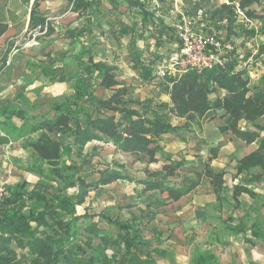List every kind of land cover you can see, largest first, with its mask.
Listing matches in <instances>:
<instances>
[{"label": "trees", "instance_id": "trees-1", "mask_svg": "<svg viewBox=\"0 0 264 264\" xmlns=\"http://www.w3.org/2000/svg\"><path fill=\"white\" fill-rule=\"evenodd\" d=\"M65 1L78 16L85 15L88 20L83 30L68 32L72 44L80 47L73 58L75 71L57 80L69 83L63 100L53 101L51 117L47 113L30 115L22 101L0 107V145L23 138L33 158L24 169L38 177L35 183L22 179L12 186L6 185L7 194L0 204V264H15L20 253L29 259V264H157L156 249L147 238L152 234L156 242L163 233L150 225L155 216L150 208L162 204L154 195L166 193L176 201L191 192L205 176L221 200L218 195L223 190V172L213 171L207 162L199 159L197 166L184 167V161H174L163 164L160 170L145 167L138 175L131 176L126 172L127 163L107 162L94 154L97 147L88 153L84 152L85 146L93 140L111 144L115 152L148 165L157 162L162 135L176 133L181 128L187 130L193 125L198 127L215 110L222 109L231 118L229 129L233 135L246 143L257 142L255 151L238 161L237 173L259 167L264 176V135L261 136L264 123L259 122L264 115V73L257 82H251L249 74L255 69L243 63L245 55L240 56L233 47L223 57L222 65L200 73L186 70L176 76H158L156 80L153 61H143L137 56L132 68L137 71L138 80L145 85L152 83L157 90L155 96L140 99L131 94L123 80L116 79L114 65L95 61L90 53L83 59L85 47L79 38L84 33L97 37L95 30L104 23L98 18L101 0ZM124 1L128 8L140 11L141 28L137 32L134 24L115 27L113 22H105L115 41L119 43L120 36L131 35L139 39L151 37L161 48L169 42L179 45L175 29L160 19L156 23L154 12L144 7V0ZM157 1L159 5H169L174 0ZM181 1L195 13L199 10L200 0ZM254 3L260 2L228 0L212 11L210 19L225 20L234 26L238 7L247 19L259 20L260 26L246 31L247 34L264 36V8L258 15L250 8ZM36 7L35 1L29 28L38 27L41 32L46 27V34L50 35L53 29L36 12ZM6 29L7 24L0 17V36ZM263 51L264 46L259 48V53ZM98 89L103 92L101 95ZM107 90L111 93L106 94ZM219 90L224 94L211 99L210 95ZM160 95L167 96L168 101L161 100ZM32 107L36 110L38 106L32 104ZM172 117L183 119L184 123L172 125ZM12 118L21 120V125L16 126ZM241 123L248 126L240 129ZM171 179L178 182L170 184ZM117 180L141 185L137 194L139 202L118 206L137 207L127 220L84 206L90 191ZM241 189L245 190L235 187L233 195ZM77 206H84L83 214H77ZM93 219L104 221L107 228L98 226ZM212 262L215 263V258L207 252L191 260V264Z\"/></svg>", "mask_w": 264, "mask_h": 264}, {"label": "crops", "instance_id": "crops-1", "mask_svg": "<svg viewBox=\"0 0 264 264\" xmlns=\"http://www.w3.org/2000/svg\"><path fill=\"white\" fill-rule=\"evenodd\" d=\"M35 1L37 2V7L35 10L39 13L38 8L41 0H0V17L7 24L6 31L0 36V47L4 45L9 37H11L10 35L15 31V27L18 22H21V30H23L24 27L29 28L30 12ZM65 2L67 3V1ZM173 2H171L169 6H172ZM223 2L226 3L228 0H220V3ZM180 4L182 5L181 0ZM262 8L264 7H261L260 9ZM39 15L43 17L40 13ZM183 15L184 14L181 13L177 16L179 19L178 21H180V17ZM108 17L111 16L108 15ZM153 19H155L157 23L158 19L155 17ZM103 21V24H106L108 27V24L105 22L110 20L105 19ZM209 22L211 23H209L208 26L203 27L202 30H204V32L210 33L212 31L213 26H210V24L213 23V20L210 19ZM224 22L225 20L217 23L223 24ZM163 24L173 28L175 25H168L165 22H163ZM233 27L230 28V30L233 29ZM36 28L39 30L38 27ZM251 28L249 26V30H251ZM35 29L29 28V30ZM137 32H140V30H137ZM52 34L53 32L50 35ZM67 36L70 37L68 34ZM83 36L84 35H82L79 40L84 46L85 43L82 40ZM128 36L130 39H132V41H134V43L139 40H152L154 53L149 54L150 58H146L142 54L143 51L141 48H135L133 54L134 57L130 59L128 66V70L130 69L134 72L132 75L135 80H132V83L130 81L128 82L122 73L115 75V77L118 80H123L125 84L130 87V92L132 95L137 96L140 99L153 97L155 94H157L156 88L152 85V83L146 85L138 84L140 81L138 80L137 71L132 68L133 61H135L137 56H139L143 61H153L155 70L154 75L156 80L158 79L157 70L159 64L164 58H167L172 53H174L178 49L179 45L175 42H169L167 45H164L161 48L155 45L154 39L151 37L139 39L138 37L133 38L131 35ZM261 36L262 35H260V37ZM252 38L253 36H247V40ZM115 40L116 39H114V41ZM250 41L251 40H248V42ZM147 43L150 44V42ZM7 44L8 43H6V45ZM9 46L10 45H8V47ZM262 46H264V44L257 46V54L254 56L251 51L242 50V48L240 49L235 44H233V42L230 46V48L233 47L237 54H240V56L245 55L243 59L245 61H242L243 63H248L250 64V67L252 66V68L255 69L249 74L250 78H253L251 80H255V82H257L261 74L264 73L263 70L261 74L257 75L260 71V67L264 65V63L254 60L255 57H258L264 53V51L259 53V48ZM119 47H121V43ZM127 49L128 46H125L124 52ZM126 52H129V49ZM247 54L249 56L246 57ZM156 56L159 57L156 58ZM103 61L108 63L107 60ZM115 61L116 60H111V62L108 64L114 65L117 70V64ZM134 84L137 85V87H134ZM138 87L143 88L146 93L144 92V95H139ZM223 94L224 91L219 90L217 93L211 94L210 98L214 99L217 95L222 96ZM160 96H163V98H160L161 100L168 101L167 96ZM230 120V116L224 110L217 109L212 113L210 118L202 122L198 127L193 125L187 130L181 128L176 133H167L162 135L159 140L161 152L156 154L157 162L150 163L148 165L141 162H133L134 164H132L134 166H136L137 163H139L140 166L134 167V169L131 171L129 170L128 165L126 166V172L131 176H136L138 175V172L143 170L145 167H148V169L151 171H156L160 170L163 164H167L169 162L173 163L174 161L181 160L185 163L184 167L190 165L197 166L199 159H202L204 162H207L208 166L213 171L223 172V190L218 195L221 200H218L217 194L212 189L210 180L205 176H203L198 181L197 185L191 192L181 196L176 201H173L167 196L166 193L154 195L158 200L162 201V204L153 205L152 208H150V210L153 209L155 215L150 225L155 226L156 229L161 230L163 233L160 236V240L156 242L151 236L152 234L147 238L153 243V246L156 249L154 258L157 264H191L193 257L203 255L206 252L210 253L211 256L215 258V263L212 262V264H264V176L261 175V170L259 167H252L246 173L238 174L236 171V165L238 161L254 152L257 148V142L254 141L246 143L245 141L233 135L229 129ZM19 121L20 123L17 124L12 120L16 126L21 125L22 121ZM259 122L264 123V115L260 117ZM171 123L175 126H181L184 123V120L172 117ZM246 126H248V124L246 125L245 123H241L240 129H244ZM263 135L264 133L262 132L261 136ZM14 142H17V140ZM91 142L97 143L100 146H98L99 148H101L103 145H110L114 149V146L111 144H99L95 140L88 142L87 145ZM8 143L3 145H7ZM94 147L96 146L93 144L89 150H85L84 148V152L90 153L91 149ZM95 155L103 160H106L99 154ZM127 156L130 157L129 155ZM168 156L170 157V160L166 159ZM37 180L38 177H35L32 181H26L35 183ZM169 181L170 184L175 181L178 182L177 179H171ZM16 182L18 181L7 185L12 186ZM127 182L134 185L133 187L135 189V196L130 197V202H139L137 194L141 188V185L130 181ZM235 187H241L245 190L241 189L239 193L233 195V190ZM89 198L90 197L87 196L84 206H89V210H93L95 212H99L101 210L104 211L103 209L96 211L93 208V202H91ZM84 206H77L76 211L78 207H81V214H83ZM140 206L144 208V205ZM123 208L125 209V207ZM136 208V206L131 207L129 213H131V211L135 212ZM77 214L80 213L77 211Z\"/></svg>", "mask_w": 264, "mask_h": 264}, {"label": "rangeland", "instance_id": "rangeland-1", "mask_svg": "<svg viewBox=\"0 0 264 264\" xmlns=\"http://www.w3.org/2000/svg\"><path fill=\"white\" fill-rule=\"evenodd\" d=\"M144 2V7L154 12L156 19H160L168 25L177 24L179 22L177 16L183 13L184 15L180 17V21L183 17H186L191 20L194 29L202 32H204L203 27L211 23L209 20L212 11L221 4L220 0H200L198 3L199 10L195 13L193 9H190V5H184L183 3L181 5L180 0H174L172 6L159 5L157 0H144ZM259 2L250 5V8L255 10L258 15L261 14L260 8L264 7V0H259ZM99 6L98 18L100 20L109 19L115 24V27H121L122 25L131 27L134 24V27L138 31L140 30L142 20L140 11L136 8H128L124 0H101ZM154 8L157 10H154ZM183 8L189 10V13H185L186 10L184 11ZM38 10L49 26L52 27L53 34L47 35V28L41 32H38L37 28L29 30V28L24 27L21 30V22L16 24L15 31L10 35L11 37L0 47V107L22 101L23 106L28 108L30 115L47 113L48 116H51L53 101H62L63 95L69 87L68 82L58 83L57 80L61 76L67 77L76 69L73 58L75 52L79 51L80 44L73 45L67 34L71 30L76 33L82 30L88 19L85 16L78 17L76 13L72 12L71 6L62 0H41ZM235 12L237 13V21L234 27L226 22L220 24L213 20V23L210 24V26H213L210 33L222 44L231 46L233 42L240 49L251 51L254 56L257 54V46L264 44V37L255 34L252 39H248L251 40L248 42L246 31L249 30V26L250 28L251 26L252 28L259 27V20L247 19L238 7H236ZM108 15L111 17H108ZM232 27L233 29L230 30ZM95 31L97 33L96 38L85 33L82 37L86 53L83 55V59L86 60L90 53L95 61L107 60L110 63L111 60H116L117 70L114 74L119 75L122 73L127 81L132 83V80H135L132 75L134 72L128 70V66L130 59L134 57V50L137 47L141 48L144 57L150 58L149 54L154 53L153 41L145 39L134 43L128 35H125L121 36L118 43L114 41V35H112L111 29L106 24ZM147 42H150V44ZM6 43L8 44L6 45ZM120 43L121 47H119ZM8 45L10 46L8 47ZM125 46H128L129 52H126L128 49L124 52ZM254 60L264 63V53L255 57ZM262 66L257 75L263 72L264 65ZM45 68H48L46 73H44ZM251 81L255 82V80ZM138 84L142 85L141 82H138ZM134 87H137V85ZM97 92L99 95L103 93L100 89ZM144 92L146 93L143 88L138 87L139 95H144ZM105 93L110 94L111 91L107 90ZM160 98H163V96H160ZM25 103L29 104L26 105ZM32 104L38 106L36 110L32 109ZM12 120L17 124L20 123L18 119L14 118ZM16 140L17 142H14L15 139H12V142L7 145L0 146V182L6 181V184L22 179L32 181L35 177L37 178L36 174L24 169L33 159L31 151L25 148L23 138ZM93 144L97 147L95 154H99L110 163L113 161L126 162L130 171L134 167L140 166L139 163L134 166L131 157L114 152L110 145H103L99 148L100 146L97 143L91 142L85 150H89ZM133 186L127 181L117 180L89 192V200L93 202V208L96 211L103 209L105 213L111 216L118 215L121 220H126L129 218L130 209L117 206H123L131 201L130 197L135 196ZM77 211L81 214V207H78ZM92 222L102 228H107L104 221L99 222L93 219ZM15 264H29V259L23 256V253H20Z\"/></svg>", "mask_w": 264, "mask_h": 264}, {"label": "built area", "instance_id": "built-area-1", "mask_svg": "<svg viewBox=\"0 0 264 264\" xmlns=\"http://www.w3.org/2000/svg\"><path fill=\"white\" fill-rule=\"evenodd\" d=\"M191 20L183 17L174 25L179 41L178 49L159 64L157 75L176 76L186 70L200 73L222 65L223 57L230 46L224 45L215 36L196 30ZM6 181L0 182V204L7 194Z\"/></svg>", "mask_w": 264, "mask_h": 264}]
</instances>
